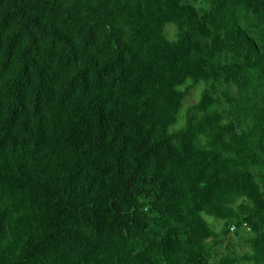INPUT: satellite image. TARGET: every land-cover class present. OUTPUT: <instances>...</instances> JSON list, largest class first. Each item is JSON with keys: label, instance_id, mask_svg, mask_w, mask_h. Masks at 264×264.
Returning a JSON list of instances; mask_svg holds the SVG:
<instances>
[{"label": "trees", "instance_id": "obj_1", "mask_svg": "<svg viewBox=\"0 0 264 264\" xmlns=\"http://www.w3.org/2000/svg\"><path fill=\"white\" fill-rule=\"evenodd\" d=\"M0 264H264V0H0Z\"/></svg>", "mask_w": 264, "mask_h": 264}, {"label": "rangeland", "instance_id": "obj_2", "mask_svg": "<svg viewBox=\"0 0 264 264\" xmlns=\"http://www.w3.org/2000/svg\"><path fill=\"white\" fill-rule=\"evenodd\" d=\"M168 31L171 33L170 36L173 37V27H170V28L168 29ZM200 92H201V90H200V89H197V90L193 93V96L191 97L190 102H189L190 104H192V103H194L195 101L198 100L199 95H200ZM207 220H208L209 222H211V223H214V222H215V220H214L213 218H209V217H207Z\"/></svg>", "mask_w": 264, "mask_h": 264}]
</instances>
